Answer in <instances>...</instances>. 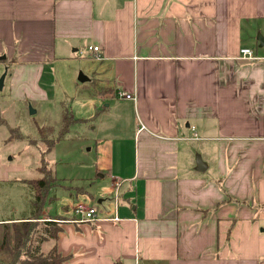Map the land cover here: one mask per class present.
Listing matches in <instances>:
<instances>
[{
  "label": "crops",
  "instance_id": "0c3cea01",
  "mask_svg": "<svg viewBox=\"0 0 264 264\" xmlns=\"http://www.w3.org/2000/svg\"><path fill=\"white\" fill-rule=\"evenodd\" d=\"M259 37L264 0H0L5 97L48 100L46 77L66 62L98 85L82 119L97 192L113 191V205L100 200L101 220L86 223L66 208L64 264H264ZM243 48L259 59H241ZM116 179L119 222L103 220L116 214Z\"/></svg>",
  "mask_w": 264,
  "mask_h": 264
},
{
  "label": "rangeland",
  "instance_id": "374dc122",
  "mask_svg": "<svg viewBox=\"0 0 264 264\" xmlns=\"http://www.w3.org/2000/svg\"><path fill=\"white\" fill-rule=\"evenodd\" d=\"M52 74L53 84L49 82V74L44 82L49 92L48 100H9L5 97L6 93L0 92V118L7 119L9 123L7 130L0 126V176L5 177V181H0V219L32 215L34 196L29 183L41 176L37 168L43 158L57 175V181L52 184L44 204V221L53 220L49 216L65 215L67 207L70 208V214L74 215L73 209L79 204L96 206L100 211L103 206L99 201L102 199L106 206L113 205L110 200L114 197L113 191L104 187L97 192L101 185L95 172L98 156L88 127L83 123L74 124L68 134L59 139L64 107L77 119L86 118L89 115L87 106L94 108L97 102L98 85L94 81L80 80L81 76L91 77L82 64L66 62L52 68ZM4 75L0 76V80ZM7 122L1 121L0 125ZM41 127L50 128V138L58 139L48 154L45 153L46 143L40 141ZM10 128L17 129L23 139L6 141L11 138ZM32 140H35L34 143H31ZM102 192L103 195L100 194ZM88 193H98L97 198L87 196ZM77 198L80 199L78 203ZM55 245L54 241H50L42 249L47 253Z\"/></svg>",
  "mask_w": 264,
  "mask_h": 264
},
{
  "label": "trees",
  "instance_id": "16d2710c",
  "mask_svg": "<svg viewBox=\"0 0 264 264\" xmlns=\"http://www.w3.org/2000/svg\"><path fill=\"white\" fill-rule=\"evenodd\" d=\"M86 121L88 120L77 119L69 109L64 107L62 133L59 139L68 134L72 125ZM51 131L47 127L39 128L40 141L46 143L47 151L45 153L47 154L52 150L55 141L58 140L50 138ZM9 132L12 134L7 141L13 138L23 139L19 136L21 134L17 129L10 128ZM34 141L32 140L31 143ZM37 171L41 176L29 183L34 196L31 217L22 221H7L0 224V264H64L68 259L58 252L57 245L47 253H44L42 249L44 244L50 241L57 244L59 234L62 232L61 221L68 219L60 216L52 222L44 221V204L48 199L52 184L57 181V175L45 163L44 158Z\"/></svg>",
  "mask_w": 264,
  "mask_h": 264
},
{
  "label": "built area",
  "instance_id": "2783aa9c",
  "mask_svg": "<svg viewBox=\"0 0 264 264\" xmlns=\"http://www.w3.org/2000/svg\"><path fill=\"white\" fill-rule=\"evenodd\" d=\"M89 51L95 54H99L101 49L99 47L92 46L89 48ZM241 59L246 60V61H256L259 58L256 56L255 52L250 49V48H243L241 50ZM119 97L122 99H128V100H135V97L131 94H128L126 92H121L119 94ZM124 180H119L116 179L114 182V187L116 188V197H115V202H116V214L114 218H105L103 220H110V221H115L119 222L121 219L117 215V207H118V201H119V189L124 183ZM74 216L75 220L73 222L77 223H86V222H97L101 219L98 217V210L97 208L86 205V204H79L75 209H74ZM54 221V220H50Z\"/></svg>",
  "mask_w": 264,
  "mask_h": 264
},
{
  "label": "water",
  "instance_id": "95a60500",
  "mask_svg": "<svg viewBox=\"0 0 264 264\" xmlns=\"http://www.w3.org/2000/svg\"><path fill=\"white\" fill-rule=\"evenodd\" d=\"M258 40L260 41V43L262 44L263 43V38L262 37H259ZM82 82L84 81V79H80ZM4 81H5V75L1 78L0 80V90L3 89V85H4ZM198 166H199V169H202L203 167V163L201 161H198Z\"/></svg>",
  "mask_w": 264,
  "mask_h": 264
}]
</instances>
